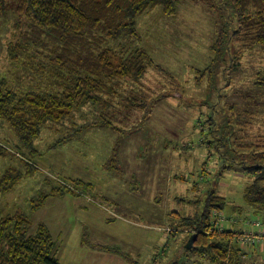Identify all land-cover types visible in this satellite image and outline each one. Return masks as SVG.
<instances>
[{
    "label": "rangeland",
    "instance_id": "rangeland-1",
    "mask_svg": "<svg viewBox=\"0 0 264 264\" xmlns=\"http://www.w3.org/2000/svg\"><path fill=\"white\" fill-rule=\"evenodd\" d=\"M210 1L181 0L173 16L156 7L139 19L138 37L110 35L117 26L110 19L77 40L78 53L92 61L104 48L125 55L144 49L160 66L149 70L142 89L122 82L106 96L115 105L109 112L86 107L49 124L33 154L0 120V145L10 151L0 159V179L9 166L25 172L24 159L36 167L0 197V208L25 214L35 231L45 225L61 264H189L199 260L185 249L193 231L170 237V213L195 214L213 190L226 198V215L236 218L234 207L248 208L244 193L251 179L236 160L248 155L240 145H264V49L243 48L234 8L227 0ZM116 6L129 3L117 0ZM63 52L57 39L12 5L0 14L5 92L49 88L55 80L45 75ZM142 93L149 110L125 107L117 97ZM193 184L200 190L192 191ZM246 214L256 219L245 210L237 220Z\"/></svg>",
    "mask_w": 264,
    "mask_h": 264
},
{
    "label": "trees",
    "instance_id": "trees-1",
    "mask_svg": "<svg viewBox=\"0 0 264 264\" xmlns=\"http://www.w3.org/2000/svg\"><path fill=\"white\" fill-rule=\"evenodd\" d=\"M126 1L129 3L127 8L116 6L117 0H0V14L8 13L12 5L14 11L23 13L47 35L57 39L64 49L57 57L58 66L45 75L46 78L52 77L55 80L50 81L52 83L49 88L18 94L14 90L5 92L1 87L3 82H0V120L10 125L22 148L30 154L36 152L35 145L44 127L65 122L81 108L92 107L97 113L102 109L109 112L115 105L106 96L115 95L122 82L139 84L142 89V83L147 82L150 72L153 69L160 70V66L144 49H136L125 55L122 50L104 48L94 61L90 56L78 53L77 40L90 31H98L104 20L109 22L111 19L117 24L110 35L118 38L125 31L129 36L138 37L137 23L144 14L161 7L166 15L173 16L181 0ZM201 1L206 4L211 2ZM227 4L234 8L238 17L239 29L236 33L243 48L264 49V0H227ZM17 49L22 50V45ZM14 58L19 59V56L14 55ZM29 61L26 64H30ZM57 79L58 85L55 84ZM200 82L202 80L198 83ZM140 95V98L123 95L117 97L120 101L127 102V105L123 104L125 107L135 104L136 109L147 107L149 110L145 94ZM240 147L247 150L248 155L247 158L238 156L236 161L251 179V183L244 193L248 208L234 207V219L242 218L244 211L249 210L256 219L263 222L264 145ZM9 152L7 147L0 145V159L8 157ZM22 163L25 172L9 166L3 173L0 179V197L10 193L23 177L33 175L36 167L26 159ZM227 169L228 166H225L222 171ZM174 179L186 181V176H175ZM193 185L192 191L200 190V186ZM216 191L208 193L203 209L193 215L170 213L168 235L175 237L185 234L186 229L193 231V234H187L185 249L195 254L199 260H191L189 264H244L245 252L238 244L233 245L230 232L218 235L208 233L210 214L216 209L224 211L227 204L226 198ZM194 235L197 238L189 248V241ZM54 248L53 237L45 225L40 224L35 231L25 214L18 211L6 213L0 208V264H61ZM250 254L257 255L255 252ZM260 254L263 255L264 252ZM170 264L178 263L172 261Z\"/></svg>",
    "mask_w": 264,
    "mask_h": 264
},
{
    "label": "built area",
    "instance_id": "built-area-1",
    "mask_svg": "<svg viewBox=\"0 0 264 264\" xmlns=\"http://www.w3.org/2000/svg\"><path fill=\"white\" fill-rule=\"evenodd\" d=\"M250 216L251 214H246L241 221H238L234 219L235 217L216 209L210 214L211 224L208 233L218 235L230 232L232 240L236 241L240 249L245 252L244 264H257L251 259L250 253L251 250H256L258 253L264 252V221L251 220ZM247 249L249 254L246 253Z\"/></svg>",
    "mask_w": 264,
    "mask_h": 264
},
{
    "label": "crops",
    "instance_id": "crops-1",
    "mask_svg": "<svg viewBox=\"0 0 264 264\" xmlns=\"http://www.w3.org/2000/svg\"><path fill=\"white\" fill-rule=\"evenodd\" d=\"M254 260L257 261V264H264V257L261 254H258V256L254 255Z\"/></svg>",
    "mask_w": 264,
    "mask_h": 264
},
{
    "label": "water",
    "instance_id": "water-1",
    "mask_svg": "<svg viewBox=\"0 0 264 264\" xmlns=\"http://www.w3.org/2000/svg\"><path fill=\"white\" fill-rule=\"evenodd\" d=\"M197 238V235H194L190 241H189V248H191L193 246V244L195 243V239Z\"/></svg>",
    "mask_w": 264,
    "mask_h": 264
}]
</instances>
